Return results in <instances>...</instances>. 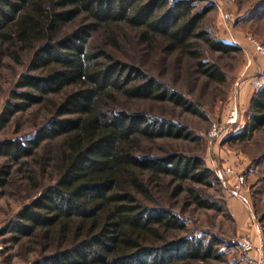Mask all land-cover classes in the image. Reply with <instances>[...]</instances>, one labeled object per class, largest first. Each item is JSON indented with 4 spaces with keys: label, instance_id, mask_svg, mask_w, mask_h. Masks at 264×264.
<instances>
[{
    "label": "trees",
    "instance_id": "trees-1",
    "mask_svg": "<svg viewBox=\"0 0 264 264\" xmlns=\"http://www.w3.org/2000/svg\"><path fill=\"white\" fill-rule=\"evenodd\" d=\"M203 2L0 0V45L31 53L30 73L20 75L0 112V131L13 114L34 104L50 101L52 111L32 136L0 140V157L6 159L0 187L9 168L26 165L43 143L61 138L64 146L54 164L55 183L24 204L5 228L12 242L34 236L56 244L54 252L31 264H193L220 258L212 241L182 236L184 224L176 214L149 204L152 184L167 178L176 183L173 196L185 190L194 207L218 210L193 187H183L186 182L211 185L200 159L136 154L141 141L185 139L188 134L181 126L123 108L128 101L148 100L195 113L191 103L108 50L87 46L98 31L112 41L115 29L126 27L136 32L145 50L157 44L163 53L184 55L195 61L198 74L221 82L216 63L200 56L204 50L226 56L236 48L203 28L212 9ZM72 24L78 25L66 30ZM68 87L72 89L60 101L47 100ZM263 125L260 88L250 100L244 130L227 141H242ZM66 238L70 245L62 248Z\"/></svg>",
    "mask_w": 264,
    "mask_h": 264
},
{
    "label": "rangeland",
    "instance_id": "rangeland-1",
    "mask_svg": "<svg viewBox=\"0 0 264 264\" xmlns=\"http://www.w3.org/2000/svg\"><path fill=\"white\" fill-rule=\"evenodd\" d=\"M206 3L205 0L203 4ZM222 9L221 13L212 6L202 26L211 36L236 50L226 56L204 50L200 56L204 61L216 63L224 76L221 82L207 80L198 74L195 61L184 55L163 53L157 44L150 51L145 50L136 32L126 27L115 29L113 42L98 31L90 36L87 46L91 51L104 48L116 58L139 67L163 88L181 94L195 110V113L186 112L167 102H123L128 112L171 122L183 127L188 134L185 139L141 141L137 155L180 153L199 158L201 166L208 171L210 186L186 182L183 187H193L203 199L215 202L218 210L194 207L185 190L173 196L176 183H169L167 178L154 182L151 188L149 204L176 214L184 224L182 236L214 243L213 248L220 258L193 264H264V125L248 133L242 141H227L244 130L249 119L250 100L256 91L264 88V55L256 50L258 45L264 47V0H228ZM77 25H69L66 30ZM30 57L31 53L24 48L7 51L6 44L0 45V112L11 91L15 90L20 75L30 73ZM71 89L65 88L47 100L58 102ZM50 103L49 107L44 102L34 104L13 114L1 129L0 140H23L32 136L49 119ZM233 112H236V120L229 122ZM63 150L61 138L45 142L33 158L27 159L26 165L9 168L6 183L0 187V264H31L56 249L55 243L43 242L34 236L12 242L5 228L24 204L36 197L43 187L55 183L57 169L54 164ZM5 163L6 159L0 157V169ZM225 169L230 173L220 177L221 181L216 179L215 172ZM34 183L37 187H33ZM230 199L239 200L247 208L242 219L244 225H239L241 219L230 211ZM250 232L254 241L249 239ZM244 242L248 248L243 246ZM69 245L67 238L61 243L62 248Z\"/></svg>",
    "mask_w": 264,
    "mask_h": 264
},
{
    "label": "built area",
    "instance_id": "built-area-1",
    "mask_svg": "<svg viewBox=\"0 0 264 264\" xmlns=\"http://www.w3.org/2000/svg\"><path fill=\"white\" fill-rule=\"evenodd\" d=\"M206 1L211 6H214L216 9H218L221 13L223 11L222 5L228 2V0H206ZM256 50L264 55V47H261L260 45H258V46H256ZM235 120H236V112H233L231 114V118H230L229 122H234ZM229 173H230V171L228 169H225L222 172H218V173L215 172V177H216V179L221 181L220 177H224L225 175H228ZM243 246L245 248H248L246 242L243 243Z\"/></svg>",
    "mask_w": 264,
    "mask_h": 264
},
{
    "label": "crops",
    "instance_id": "crops-1",
    "mask_svg": "<svg viewBox=\"0 0 264 264\" xmlns=\"http://www.w3.org/2000/svg\"><path fill=\"white\" fill-rule=\"evenodd\" d=\"M229 209L230 211H232V214L235 215L237 218H239V225L242 224L244 225V222H243V218L244 216L246 215V212H247V208L245 206L242 205V202H240L239 200L237 199H230L229 200ZM247 224V223H246ZM251 231V230H250ZM248 235V234H247ZM249 239L250 240H253V238L251 237V232L249 233ZM254 241V240H253Z\"/></svg>",
    "mask_w": 264,
    "mask_h": 264
}]
</instances>
